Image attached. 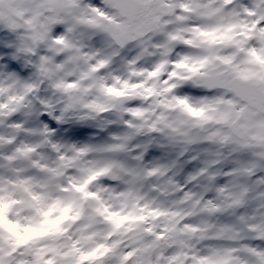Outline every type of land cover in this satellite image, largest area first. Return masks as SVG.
<instances>
[{
	"label": "snow or ice",
	"instance_id": "1",
	"mask_svg": "<svg viewBox=\"0 0 264 264\" xmlns=\"http://www.w3.org/2000/svg\"><path fill=\"white\" fill-rule=\"evenodd\" d=\"M0 264H264V0H0Z\"/></svg>",
	"mask_w": 264,
	"mask_h": 264
}]
</instances>
